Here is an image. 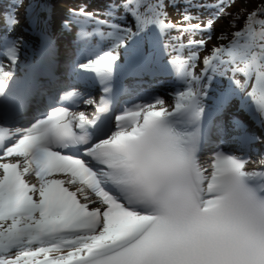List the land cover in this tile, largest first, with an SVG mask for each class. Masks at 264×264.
<instances>
[{"label": "snow or ice", "instance_id": "obj_1", "mask_svg": "<svg viewBox=\"0 0 264 264\" xmlns=\"http://www.w3.org/2000/svg\"><path fill=\"white\" fill-rule=\"evenodd\" d=\"M235 3L81 0L57 26L53 0H0V264H264V0Z\"/></svg>", "mask_w": 264, "mask_h": 264}, {"label": "rangeland", "instance_id": "obj_2", "mask_svg": "<svg viewBox=\"0 0 264 264\" xmlns=\"http://www.w3.org/2000/svg\"><path fill=\"white\" fill-rule=\"evenodd\" d=\"M57 4V3H56ZM89 4V3H88ZM106 4V3H105ZM105 4L103 5V3L100 5L101 6V10L104 8V6H105ZM245 0H236V3L232 6V7H230V8H228L227 9V11H230V10H234V9H237V8H243L244 6H245ZM62 5V7H61V15H60V19H57V22H60L62 19H64L65 17H63V16H66L67 15V11H68V9L69 8H73V3L71 2V3H69V4H67V5H63V4H61ZM3 8H5V7H9V5H4V6H2ZM91 8H95V7H90L89 8V10L91 9ZM182 10V5H181V8H179V9H173V8H169L168 9V12H169V16H170V18H171V21H173V23H179L180 22V20H181V15H180V11ZM91 11V10H90ZM19 14H20V20H21V24H20V27L22 26V25H25V23H24V9L23 8H21L20 9V12H19ZM195 22V21H194ZM58 25H59V23H58ZM20 27H19V29H20ZM214 29H215V31H214V34H213V39L211 40V41H209L208 42V45H207V49L208 50H205V51H201L200 52V59H201V61L203 60V57H205V56H207V55H209V50L214 46V45H216L217 43H218V41L216 40V36H218L221 32H226V33H232V31H229L228 30V25H227V23H226V21H225V17H222L221 19H219L216 23H215V25H214ZM229 31V32H228ZM59 34V33H58ZM60 35V34H59ZM169 35L170 36H177L178 35V33L176 32V31H171L170 33H169ZM26 36V35H25ZM196 40H199L201 37L199 36V35H196L195 37H194ZM188 39H189V37L187 36V35H185L184 37H183V42L184 43H187V41H188ZM67 47L70 49V44H68L67 45ZM185 54H187V53H185ZM201 65H202V63L201 64H199L198 66H197V68H196V72L198 73L199 71H200V69H201ZM173 102H171V104H172ZM159 107V106H158ZM172 107V106H171ZM170 107V108H171Z\"/></svg>", "mask_w": 264, "mask_h": 264}, {"label": "bare ground", "instance_id": "obj_3", "mask_svg": "<svg viewBox=\"0 0 264 264\" xmlns=\"http://www.w3.org/2000/svg\"><path fill=\"white\" fill-rule=\"evenodd\" d=\"M57 2H60V3L55 4V9H54V11H55V17L61 15V7H62L61 4L66 5L65 3H61L62 1H57ZM68 40H70V39H68ZM33 42H34V43H37V41H36L35 38H33ZM58 46H59V49H60V61H61V68L58 70V74H60V73H62V71H63V62L65 61V57H67V54H66L67 46L64 45L63 47H61V45H60L59 43H58ZM164 79L167 80V79H169V78H164ZM156 84H157V83H156ZM158 84H161V86H162L163 88H166L167 86L169 87V85H168L167 83H165V82H159ZM168 87H167V88H168ZM171 89H172V87H171ZM171 91H172V90H171ZM165 93H166V92H165ZM171 102H174V96H173V97H169V96L167 97V100H166V106L169 107V106H170L169 103H171ZM233 107H235V105H233ZM233 107H232V108H233ZM86 108H87V107H85V109H86ZM232 108H231L230 111H226L225 113L221 114V117H220L219 121H221V122L227 124L228 122H226V121H227V120H230V119L232 118L231 113H232V112H235V113H236V111L239 112V111L237 110L236 107H235V109H232ZM235 110H236V111H235ZM239 113H240V112H239ZM240 114H241V113H240ZM241 117H242V119H246V117H244V116H241ZM252 130L255 131V132L257 133V135H260V133L258 132V129H257V128H253ZM216 139H217V138H216L215 136H213V141H214V142L216 141ZM220 147H222V148H224V149H225V148H228V147L233 148V146L230 144V142L228 141L227 138H224V140L220 142ZM257 147H259L260 150H261L262 152H264V145H260V146H257ZM10 159L15 160V159H17V158L12 157V158H10ZM202 159H203V160H208V159H209V156H205V157H203ZM259 159H260V156H259ZM259 159H258V160H259ZM251 160L253 161V163H249V164H248V168H249V169L260 167V165L254 163L256 160H254V159H251ZM31 179H32L33 181L35 180L34 177H31Z\"/></svg>", "mask_w": 264, "mask_h": 264}, {"label": "trees", "instance_id": "obj_4", "mask_svg": "<svg viewBox=\"0 0 264 264\" xmlns=\"http://www.w3.org/2000/svg\"><path fill=\"white\" fill-rule=\"evenodd\" d=\"M245 3H246V4H245V6H244L243 8H237V9L230 10V11H227V12H228V13H232V14H234V13L240 11L241 9H246L247 12H251V11H253L254 9L257 8L258 4L260 3V0H245ZM231 18H232V17H231L230 15H229V16H225V21H226V23H227L228 26H229V20H230ZM243 23H244L243 19H241V20L238 21V25H239V26H242ZM229 30H232V31L234 32V31L239 30V27H237V28H231V27H229ZM226 41H227V40H225V41H221V43H226Z\"/></svg>", "mask_w": 264, "mask_h": 264}]
</instances>
